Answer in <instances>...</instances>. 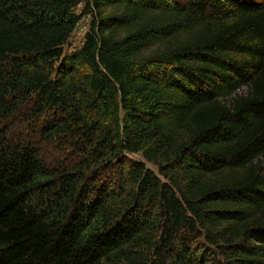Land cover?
Here are the masks:
<instances>
[{
    "label": "trees",
    "instance_id": "obj_1",
    "mask_svg": "<svg viewBox=\"0 0 264 264\" xmlns=\"http://www.w3.org/2000/svg\"><path fill=\"white\" fill-rule=\"evenodd\" d=\"M0 264H264V0H0Z\"/></svg>",
    "mask_w": 264,
    "mask_h": 264
},
{
    "label": "rangeland",
    "instance_id": "obj_2",
    "mask_svg": "<svg viewBox=\"0 0 264 264\" xmlns=\"http://www.w3.org/2000/svg\"><path fill=\"white\" fill-rule=\"evenodd\" d=\"M82 10L83 6L80 5L75 9V13L80 14ZM91 18L92 17L90 15H86L79 21L74 32L71 34V37L68 39V42L64 46L65 52L69 53L81 47L84 41V35L88 31V28L90 26Z\"/></svg>",
    "mask_w": 264,
    "mask_h": 264
}]
</instances>
